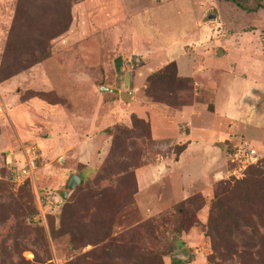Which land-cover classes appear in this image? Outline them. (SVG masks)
<instances>
[{"label": "rangeland", "instance_id": "374dc122", "mask_svg": "<svg viewBox=\"0 0 264 264\" xmlns=\"http://www.w3.org/2000/svg\"><path fill=\"white\" fill-rule=\"evenodd\" d=\"M92 1L0 0V129L14 141L8 151L19 153V158L13 155L12 162L0 165V250L6 249L8 260L16 264H22V259L30 264H172L173 258L180 257L183 264H221L212 236L224 253L235 249L239 236L229 238L232 231L223 226L219 239L216 230H210L221 220L229 222L223 210H213L214 188L216 183L233 185L242 180L245 170L236 177L230 175L233 166L226 154L218 180L209 185L194 183L188 195L180 187L185 181L175 173L172 195L152 186V193L163 194L164 201L146 212L136 201L143 202L145 197H137L133 174L146 162L155 163V157L174 154L180 144H151L147 118L132 116L141 122L131 118L128 125L115 123L119 99L110 103V97L90 83L92 77L98 81V70L93 69L108 56L112 61L117 57L123 66L128 63L131 67L123 68L127 74L171 61L182 67L195 63L202 72L216 62L223 66L226 62L234 73L245 76V94L255 101L262 95V84L251 79L264 75V8L257 7L264 0H158L157 8L152 0H122L131 16V44L150 51L146 59L127 50L125 29L121 32L117 26L107 30L110 36L104 35L98 48L90 19L96 20L100 11L93 13ZM236 2L256 10L245 11ZM81 3L83 8L76 13L75 5ZM75 19L81 21L76 28ZM218 93L227 98L224 86ZM183 94L186 103L206 101L209 107L208 94L195 96L194 90ZM251 103L244 100L234 108L243 107L237 119L247 130L244 138L261 155L259 164L264 159V129L259 128L264 127V99L254 107ZM225 106L226 101H220L216 110L222 115ZM60 112L68 121L58 120ZM227 114L234 120L237 117ZM102 119L107 120L103 125ZM117 129L133 131L120 134ZM85 137L91 141L75 148ZM22 144L34 145L38 154L32 181L21 177L19 184L8 174L12 167L17 171L25 167ZM231 144L226 152L231 151ZM80 150L86 152L84 156ZM4 151L1 157L6 158ZM111 151L113 157L108 160ZM67 173L83 182L63 199L60 192L65 191ZM235 197L232 193L224 198ZM192 198L198 199L185 203ZM181 204L186 213L177 212ZM178 241L183 248L172 250ZM224 264L238 261L234 257Z\"/></svg>", "mask_w": 264, "mask_h": 264}, {"label": "crops", "instance_id": "0c3cea01", "mask_svg": "<svg viewBox=\"0 0 264 264\" xmlns=\"http://www.w3.org/2000/svg\"><path fill=\"white\" fill-rule=\"evenodd\" d=\"M152 1L157 8L159 6L158 0ZM92 2V4H95L91 8L93 13L100 11L99 16H96V20L93 21L90 19L91 27L94 26L92 33L96 32L94 37L97 39L98 48L102 46V37L105 35L106 38H108L110 32L113 31V26H117L121 32L124 31L123 28L125 29V33L122 34H124L125 39H127L125 46L127 45V50L130 53L138 55L141 59L149 58L150 55H152L150 51L141 50L137 46L135 47L133 43L131 44L132 32L130 33V25L132 24H129L128 21V18L131 16L126 14L122 0H93ZM81 8H83L82 3L76 4V13L78 9ZM113 15L117 16L114 20H117L119 22L118 24H114V20L109 18ZM79 23H81V21L75 19L74 27L76 28L79 26ZM82 29L84 28L82 27ZM108 29H110V32L107 31ZM128 41L130 45L127 44ZM115 58L116 59L112 61L111 56H108L106 61H103L102 64L98 62V66H95L93 69L98 70L96 71L98 81L92 77V82L90 83L100 94L109 96L110 103L119 99L120 103L114 115L116 118L114 122L118 124L122 122L128 125L131 122L132 116L147 118L150 122L151 138L154 142L169 141L170 144L174 146L182 144V150L178 155L175 156V154L170 153L165 156L155 157V163L146 162L135 170L134 176L136 177L138 186L137 197L140 198V196L143 195L146 198H144L145 201L143 202L137 199L136 201L138 204L149 213L153 209L160 207V203L164 201L163 194L162 196L155 195L152 193L151 188L155 185L159 186V188H164L171 196L174 192L173 182L175 180L173 177H175V173H178L180 179L185 181V183H180V187L182 190L186 191L185 193H187V195L193 192V190L190 191V187L194 183L209 185L212 181H217L218 177L223 172L222 168L224 165L222 164V160L224 161L226 157V147L228 143L230 144V141L233 143L237 139L245 140L249 143V140L244 138L248 136L247 130H245L243 123L237 119L239 117L237 112L239 111V114L242 115L243 107L241 108V105H239L238 110L234 107L237 103L240 104L244 100H247L248 103L252 102L250 107H254L255 103L257 104V102L264 99V75H260V77H262L261 79L259 76H255L251 79V81L255 80V83L259 82L260 84L261 82L262 84L260 90L262 95L260 98L256 99V102V100L253 101L254 99L245 94L247 85L245 76H241L239 72L234 73L230 64L225 62L223 66L218 65L222 62H216V66H209L207 71L202 72L198 67L199 65L197 66L195 63L182 67L178 61H174L177 64L178 76L194 80V95L197 96L201 93L203 95L208 94L210 103L209 107L205 101L200 102L198 105L193 103L179 110H170L161 104L150 101L144 95L147 76L163 68L168 63L156 65L146 72L139 73V70H137L134 73L127 74L126 69L123 68L131 66L128 65V63L126 66H123L124 64L122 65L120 60L117 57ZM142 64V67H144V61H142ZM229 70H231V72H229ZM2 84L3 83H0V87ZM222 86H224L227 94V98L225 97V99L221 95H218L219 90H222ZM102 87L118 90V93L103 94L100 92V88ZM122 89H128L134 92L132 100L129 99L127 93L123 92ZM218 100L226 101L225 110L223 111L224 114L222 115L216 110L217 104L220 103ZM239 108L241 109L239 110ZM252 110L253 109H251V111ZM228 112H232L237 116L235 120L228 116ZM228 119L229 121H227ZM239 119H241V116ZM58 120L60 122H66L68 121V117L63 114V112H60ZM101 122H99V124L101 123V125H103L107 120L102 119ZM233 124H237V126L232 127ZM91 127H94L93 122H91ZM259 128L264 129V127L261 126H259ZM6 130L8 129L6 128ZM70 137L73 136L71 135ZM75 137L76 136H74V138ZM0 138H2L0 139V165L3 164L4 166L5 161L7 163L12 162L14 159L13 155L15 158H19V153L14 154L8 151V148L13 145L12 143L14 141L6 131H1L0 129ZM86 138L87 137L81 139L75 148L80 149L83 144H87L91 141V139ZM101 141H103L102 138L99 139V142L96 141V144H98H95L93 148H98ZM71 144L73 143L70 142L69 145ZM3 149L5 150L4 154L6 158L3 156L1 157ZM84 153L81 150L79 152V154L83 156ZM80 159L82 158L80 157ZM9 171L12 173L17 170L12 167ZM7 172L5 173L7 174ZM1 178L2 175L0 172V179Z\"/></svg>", "mask_w": 264, "mask_h": 264}, {"label": "trees", "instance_id": "16d2710c", "mask_svg": "<svg viewBox=\"0 0 264 264\" xmlns=\"http://www.w3.org/2000/svg\"><path fill=\"white\" fill-rule=\"evenodd\" d=\"M236 3L238 7L245 11L252 12L256 10V8L247 7L242 3ZM263 6L264 5L260 4L257 5L258 8H264ZM2 81L3 80H0V83ZM192 90H194L193 80L191 78L178 76L176 64L170 62L163 68L152 72L147 76L144 94L154 103L161 104L170 110H177L178 108L181 109L192 105L193 102H185L183 94L191 92ZM132 93L134 92L132 91ZM132 121L136 122L133 118ZM147 130L150 133L149 125ZM118 131L120 134L123 132L128 134L132 132L133 129H117V132ZM237 142L238 141L235 140L233 145ZM150 143L155 144L153 140H151ZM114 144L115 141L113 146ZM233 145L231 151L227 152V157L232 153ZM181 146L182 144H180V149L176 148L174 150L175 156L181 152ZM251 146L254 148L253 145ZM111 157H113L112 151L110 152L108 160ZM260 164H264V159L259 164L248 166L244 171V178L242 180L235 181L233 185H231V183L225 184L223 182L216 183L214 188L213 210H223L227 214L229 222L221 220V223L212 227L209 226L210 230H216L215 232L218 235L219 228L224 226L232 231V234L230 233L228 235L229 238L234 234V237L239 236V240L237 244H235V249H232V251L229 250L227 253L221 252V249H218V246H216V244H218L216 243V238L212 236L213 249L217 253L216 256L220 258L222 262L221 264H224L226 261H232L234 257L237 258L238 264H264V168H259L258 166ZM102 166L105 168L104 163ZM9 176L14 179L12 173H10ZM233 179L234 177H232V180ZM232 193L236 194L235 198L230 200L224 198L230 196ZM197 199L198 198H192L185 203L193 204V201ZM99 207L100 204L97 203V208ZM177 212L179 214L186 213L183 204L177 207ZM211 221L212 217H209L208 222L211 223ZM261 230H263L262 233ZM178 232L180 233V229H178ZM218 238L220 239V234ZM183 246V242L178 241L172 245L171 249H181ZM1 249L0 264H16L12 262V260H8L10 257L8 256L9 254L6 249ZM21 263L30 264L23 259ZM183 263L184 260L181 257L172 259V264Z\"/></svg>", "mask_w": 264, "mask_h": 264}, {"label": "built area", "instance_id": "2783aa9c", "mask_svg": "<svg viewBox=\"0 0 264 264\" xmlns=\"http://www.w3.org/2000/svg\"><path fill=\"white\" fill-rule=\"evenodd\" d=\"M125 92L129 96V99L132 100V91L126 89ZM2 113V105L0 103V115ZM20 150V156L23 158L25 167H23L20 171L12 172V174L14 175L13 181L15 183L22 184L21 177L32 181L34 173L33 168H35V159L38 153L34 145L22 144L20 145ZM228 157L233 166V170L230 175L235 177L248 166L255 165L261 160V155L254 148H252L247 141L242 140L233 145V151Z\"/></svg>", "mask_w": 264, "mask_h": 264}, {"label": "water", "instance_id": "95a60500", "mask_svg": "<svg viewBox=\"0 0 264 264\" xmlns=\"http://www.w3.org/2000/svg\"><path fill=\"white\" fill-rule=\"evenodd\" d=\"M100 92L103 94H113L118 93V90L110 89L107 87L100 88ZM68 178L65 183V191L60 192V196L64 199L66 197L67 191L74 189L76 186L81 185L83 180L75 174H69L67 173Z\"/></svg>", "mask_w": 264, "mask_h": 264}]
</instances>
